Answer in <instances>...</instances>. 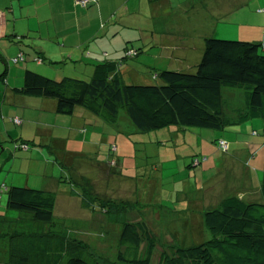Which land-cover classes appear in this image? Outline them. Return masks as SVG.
I'll return each mask as SVG.
<instances>
[{"label":"crops","instance_id":"0c3cea01","mask_svg":"<svg viewBox=\"0 0 264 264\" xmlns=\"http://www.w3.org/2000/svg\"><path fill=\"white\" fill-rule=\"evenodd\" d=\"M131 18L135 23L128 24ZM228 34L235 39L264 44V0H96L89 7L79 5L77 0H0V172L7 167V157L18 155L13 169L18 165L20 173L25 175L23 180L24 177L10 179L9 176L1 179L0 231L4 236L8 234L3 239L4 243L9 244V237L15 232L12 229L15 227L12 213L7 204L6 207L2 205L10 186H21L23 183L26 187H34L41 183L40 189L57 194L55 213L59 207V193H62L66 198L60 217L64 220L85 221L80 216L85 215L88 219L92 213L69 187L61 185L58 178L48 176L50 161L43 165L38 160L41 153L48 152L58 162L75 167L76 160H89L86 156L93 152L91 145L95 144L99 134L109 131L112 136L117 132L119 143L122 133L136 130L124 112L120 113L116 124H110L83 108L77 109L71 116L58 114L55 100L15 92V88L23 86L27 69L60 80L67 77L65 68L55 67L58 64L50 62L60 66L73 64L74 69L79 68L89 79L95 75L98 65L122 63L120 73L125 76L132 68L124 64L128 60L124 53L130 43L141 49L143 56L164 60L162 63L197 65L203 56L205 39ZM21 51L26 54V61L16 65L11 63V59ZM36 58L43 61H36ZM134 71L137 73V68ZM240 96L243 98L242 94ZM229 98L235 103L238 101L236 94H231ZM245 110V101L243 105L230 104L229 108L225 105L227 117L234 121L227 129L236 136L226 131L228 136L221 138L229 142L232 154L225 155L220 170L199 187L198 190L205 192L206 197H198L195 192L189 194L191 199L199 198L195 206L202 213L200 218L181 221L180 216L174 215L164 221L172 223L171 228L175 226L182 230L180 237L185 244L181 246L192 244L186 241L192 239L199 229L204 237H208L205 223L198 224V220L204 219L205 211L218 207L224 200L236 196L247 203L264 202L262 178L259 182L258 176L257 180H253L251 169L246 167L247 161L260 154L264 143L253 144L249 137H240V127L248 122L253 127L262 119L251 117L235 123L239 120L238 113ZM14 118L22 123H15ZM213 136L212 143L208 140V149L219 152L216 147L218 139ZM23 141H30V151L15 150L16 144ZM80 141L85 145L80 146ZM114 145L119 154L120 143L119 146ZM99 157L101 155L97 154L96 160ZM199 162L198 165H201L202 160ZM178 193L179 197L183 194ZM213 198L217 199V204L210 203ZM182 224H187L186 228L183 229ZM6 247L0 254L5 252V264H11Z\"/></svg>","mask_w":264,"mask_h":264},{"label":"trees","instance_id":"16d2710c","mask_svg":"<svg viewBox=\"0 0 264 264\" xmlns=\"http://www.w3.org/2000/svg\"><path fill=\"white\" fill-rule=\"evenodd\" d=\"M94 3L96 0L86 7ZM232 39L235 38L207 37L203 56L194 73L156 70L152 72L151 79L158 80V83L127 84L120 73L122 63H106L98 65L95 75L89 80L71 77L56 80L27 69L23 86L14 91L53 99L57 103V113L62 115L71 116L83 108L101 116L107 123L116 124L120 113L124 112L136 130L143 133L166 128L223 131L234 122L226 115L225 89L242 90L245 94L246 110L238 113L239 120L235 123L251 117L264 120V44ZM138 54L128 48L124 57L134 58ZM35 60L43 61L41 58ZM24 61L26 54L23 51L11 59L15 65ZM12 120L15 122L16 119ZM221 141L228 144V151L221 147ZM217 145L222 152L230 151L226 140L220 139ZM112 149L117 153L115 145L111 146ZM15 150L30 151V141L17 143ZM199 160L194 159L192 164L197 162L198 165ZM55 161L63 168V182L66 170L74 167ZM68 176L65 180L72 193L78 194L76 189L85 183L83 178L75 180ZM84 185L87 187L82 186L80 198L91 212L109 215L129 212L128 203L120 212L108 198L101 199L91 183ZM261 186L264 195V173ZM6 194L8 209L31 214L33 220L40 224L54 222L57 203L54 191L10 186ZM98 199L103 202L96 206L94 201ZM204 220L208 231L205 239L208 240L188 247L171 246L162 251L156 264H264V202L247 203L233 196L218 207L205 211ZM122 225L119 244L125 250L119 252V262L154 264L158 239L148 224L122 220ZM7 235L0 231V251L8 247L11 264H63L64 256L67 257L64 264H98L85 255L84 250L90 247L83 241L66 237L65 231L50 230L47 234L30 237L15 229L6 245L3 239Z\"/></svg>","mask_w":264,"mask_h":264},{"label":"rangeland","instance_id":"374dc122","mask_svg":"<svg viewBox=\"0 0 264 264\" xmlns=\"http://www.w3.org/2000/svg\"><path fill=\"white\" fill-rule=\"evenodd\" d=\"M131 22L135 23L134 18L128 20V24ZM232 36L228 34L222 37L233 38ZM129 49H134L139 54L134 58H129L124 63L130 66V68L132 67L131 71L123 76V80L127 84L158 83V80L154 81L151 79L152 72L156 70L169 69L191 73H194L196 70V65L194 64L170 65L168 63H162L164 60L160 61L157 58L153 59L145 55L143 56L141 49H138L136 46L134 47L132 43H130ZM56 64L58 65L55 67L65 68L64 72H66L67 75L65 76L67 77L89 80L79 68L74 69L73 64L62 66L59 63ZM135 68L138 70L137 73L134 71ZM44 76L48 77L49 75ZM49 78L54 77L51 76ZM223 94L227 108H229L230 104L234 106L236 104L243 105L245 101V94L242 90L225 89ZM231 94L238 96L236 103L232 98L230 100L229 97ZM241 94L243 98H241ZM251 126V122H248L240 127V137H249L250 142L253 144L259 145L264 143V121L261 120L259 124L255 123V126ZM170 129L166 128L149 133H143L139 130H135L134 132L126 130V133L124 132L125 134L122 133L123 136L121 135V141H119L121 146V151L119 150L118 152L119 154L114 152L115 149L111 150L112 145L117 144L119 146L117 132L112 133V136L109 131L105 134L101 133L98 135L95 144L92 143L91 145L93 152H90L91 154L89 153L86 156L89 160L81 159L82 162L79 159L76 160L75 167L72 170H66L64 173L63 182L61 181L62 169L57 161H55L56 158L54 156L52 157L48 152L45 154L41 153L40 159L38 160L42 161L43 165L47 160L50 161L48 176L58 178L62 182L61 185L71 189V186L65 180V177L68 175V178L72 177L75 180H82L83 178L84 184L87 182L91 183L95 193L101 199L108 198L107 200L112 201L118 206L120 212H123L127 205L126 203H128L129 208L127 209H129V212L110 215L105 214L104 211V213L92 212L89 216L91 219H85L87 217L85 215L80 216L85 221L72 222L70 220H64L61 219L60 214L63 210L62 203H64L66 197L62 193H59V207L58 211L56 210L53 223L40 224L33 220L31 214L10 210L12 213V224L15 226L12 229L25 232L30 237L34 234H47L50 230L65 231L67 234L66 237L74 240L77 239L87 244L90 248L84 250L85 255L90 259L92 258L98 264H127L125 262H119L118 260L119 252H124L125 250L119 244L120 228L123 226L122 220L132 223L145 222L158 239L153 256V263L156 264L163 250H168L171 246L185 244L180 237L182 235L180 231L182 230L179 231L175 226L174 229L171 228L172 223L164 222L166 218L171 216L175 217L174 215L176 217L180 216L181 221L182 219L193 221V218H200L199 216L202 213L195 206L198 204L197 200L199 198L197 200L191 199L189 194L195 192L198 193V197H204L205 192L199 191V187L209 181L216 174L217 170H220L222 158L225 155L232 154V152L225 154L221 151L217 152V150L215 152L213 150L210 151L208 149V140L212 143L215 138L213 135H215L218 139L216 142H218L225 135L228 136V134H225L226 131L232 136H236V134L230 133V129L223 131L190 128ZM253 132H256V134ZM69 141L71 142V140ZM80 142V146L85 145L84 142ZM216 147L218 149V145ZM254 151L255 153L257 152V147ZM97 154L101 155L99 160H96ZM17 158H19L18 155L16 157H7V167L4 171L0 172V184H2L1 179L8 176L10 179L14 177L18 179L24 177L22 180L25 179V175L20 173L21 171L18 169V165L13 169V163ZM197 158L202 160L201 165H197L196 163L192 164V161ZM84 161H86L85 164H83ZM35 162L39 165L38 161ZM246 167L247 169H251L253 180L257 176L259 177V182L264 173V148L260 151V154L253 156L246 162ZM40 184L38 182L37 185H34V188L39 189ZM84 184L81 183V186H77L76 193L78 194H75L76 196H81L82 186L87 187ZM21 187L26 186L22 183ZM178 192H183V194L179 197ZM216 200L213 198L209 201L210 203L215 202L217 204L218 201ZM94 202L96 206H99V202L103 201L98 199ZM6 204L7 194L4 195V201H2V205L6 207ZM109 205L113 204L109 203ZM81 214L83 213L81 212ZM204 221V219H200L198 220V224L203 225ZM185 225L187 224H182L181 227L184 229L186 228ZM195 233L192 235V239L186 241V243H193L190 245L186 244L183 247L192 246L208 240L205 239V235L201 229L195 231ZM67 240L69 241V239ZM6 258V253L2 252L0 254V264H5L7 262ZM63 258L64 264L67 257L64 256Z\"/></svg>","mask_w":264,"mask_h":264},{"label":"built area","instance_id":"2783aa9c","mask_svg":"<svg viewBox=\"0 0 264 264\" xmlns=\"http://www.w3.org/2000/svg\"><path fill=\"white\" fill-rule=\"evenodd\" d=\"M92 1H94V0H79V1H78V4H80V5L83 6V7H86V6H87L89 3H91ZM129 54H131V53H129ZM15 123L19 124V123H21V122H20L18 119H16V120H15ZM220 144H221V147L224 149V151H228L229 146H228L227 143L221 141ZM196 164H197V162H196Z\"/></svg>","mask_w":264,"mask_h":264}]
</instances>
